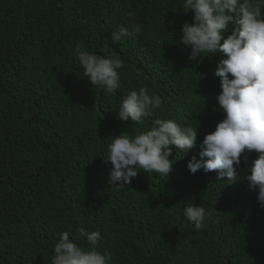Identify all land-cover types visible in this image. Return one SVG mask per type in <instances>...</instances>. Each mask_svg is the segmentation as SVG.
Returning a JSON list of instances; mask_svg holds the SVG:
<instances>
[{"label": "trees", "instance_id": "trees-1", "mask_svg": "<svg viewBox=\"0 0 264 264\" xmlns=\"http://www.w3.org/2000/svg\"><path fill=\"white\" fill-rule=\"evenodd\" d=\"M183 4L0 0V264H51L61 233L83 243L80 227L101 233L97 250L111 264H264V208L246 179L258 153L245 150L232 183L187 168L225 114L210 61L177 55L187 48L179 43L182 25L194 15ZM134 24L142 26L135 38L112 41ZM77 44L123 61L119 88L90 84ZM141 87L160 107L142 123L121 122V99ZM163 116L198 128L196 147L173 146L168 176L140 172L124 189L109 185L112 166L103 160L112 137L135 136ZM189 205L211 213L201 230L183 215Z\"/></svg>", "mask_w": 264, "mask_h": 264}, {"label": "clouds", "instance_id": "clouds-1", "mask_svg": "<svg viewBox=\"0 0 264 264\" xmlns=\"http://www.w3.org/2000/svg\"><path fill=\"white\" fill-rule=\"evenodd\" d=\"M183 8L185 14L193 10L194 15L192 22L185 21L182 25L179 43L187 48L179 49L177 55L189 63L210 61L217 85L214 99L225 114L215 131L204 136L199 158L193 155L187 168L190 174L201 169L205 173L216 171L217 180L227 177L232 183L238 179L235 166L241 163V155L245 150H254L258 158L252 162L246 179L264 208V0H184ZM131 16L128 13L129 19ZM141 27L134 24L130 29L121 28L111 39L117 43L135 38ZM217 53L223 54L219 61L209 56ZM74 55L93 87L107 93L119 88L121 59L83 51L78 44ZM195 68L196 64L192 71ZM196 75L203 78L199 73ZM160 105L158 96L141 87L121 99L116 116L121 122L139 124ZM172 118L155 119L150 129L135 136L121 133L112 137L107 145L108 156L103 160L112 166L109 185L124 189L140 172L168 176L174 163L169 159L173 146L185 153L196 147L198 128L181 127ZM183 215L198 231L205 227L211 213L202 206L189 205L183 209ZM78 233L82 244L70 239L68 232L59 235L51 264H111V255L97 250L99 231L80 227Z\"/></svg>", "mask_w": 264, "mask_h": 264}]
</instances>
